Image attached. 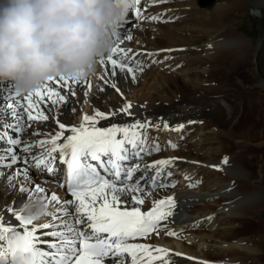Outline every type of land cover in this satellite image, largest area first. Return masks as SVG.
I'll list each match as a JSON object with an SVG mask.
<instances>
[{
    "label": "bare ground",
    "instance_id": "bare-ground-1",
    "mask_svg": "<svg viewBox=\"0 0 264 264\" xmlns=\"http://www.w3.org/2000/svg\"><path fill=\"white\" fill-rule=\"evenodd\" d=\"M222 1L190 0L182 4L199 7L200 13L207 15L213 24L229 11L231 4L223 6ZM149 2L150 0H147V3ZM246 2L252 7V13L255 16H257L256 11L260 10L264 13V0H247ZM209 3L213 4L209 6ZM179 4L180 0H167L166 3L156 5L146 4L142 14L161 15L162 22L141 21L139 27L126 25L122 30L130 32L133 36L131 41L125 40L122 47L131 48L133 52L146 50L150 53H158L152 57L141 55L137 58L145 61V70L137 73L135 82L130 76L127 79L118 78V87L123 95L107 86L104 92H98L97 85L102 84V81L97 79V75L103 74L105 68H110V64L99 65L97 74L90 79L79 82L68 80L67 83L54 79L47 82L49 87L54 88L56 92L68 96V103L58 105L59 112L54 111L48 99V89H42L43 100L35 96L33 99L39 101L40 109L49 116V120L31 123L35 129L54 133L59 131V128L52 119L53 116L65 125L79 126L82 123L83 114L92 115L96 109L107 113L111 110H118L130 102L132 107L129 111L133 115L120 113L109 120L100 121L97 126L108 127L113 123L127 126L137 119L169 124L171 126L169 130H164L162 127L159 130L148 129L149 144L152 143V139L157 140L161 151L145 156L144 161L147 163L180 157L181 159L177 160L174 166L167 167L172 168L173 172L170 177L165 178V182L174 183L179 176L180 181L174 188L156 189L153 196L146 199L141 207L148 210L153 206V199L159 200L166 196H174L176 207L174 214L169 218L168 230L178 235L168 236L161 232L160 235H153L147 240L130 242L151 244L181 253L180 256L171 257L173 264H200V262H206V264H264L263 221L261 218H256L264 206V162L259 166L256 165L260 187L255 189L250 183V177L253 173L251 166L256 162L245 156L246 150L226 151L223 144H228V141L222 139V137H227L229 140L232 139L233 143L237 141L238 132L236 131L245 118L244 104L247 98L252 105H254L253 102L259 105L262 103L264 73L256 70L259 71V67L263 66L261 59H264V52L259 47L250 59L246 58L251 64V73L262 76L261 82L257 81L255 85H252L254 89H251L259 95L256 96L255 93L253 94L254 91L246 89L249 86L239 80V84L243 86L240 93L237 90L225 88L224 93L228 100L224 106L213 92V69L215 67L225 68L230 74L235 73L236 66H244L241 60L236 61L237 58L250 51L252 41L244 35L235 33L233 28L229 27L228 22L223 20L222 28H210L206 34L200 32L196 24L199 12L191 14L180 22L177 18ZM129 18L132 19L131 14ZM224 29H227V33H224ZM182 30L192 32L186 34ZM184 35L186 37H182ZM201 39L204 41L196 45L201 48V51L196 52L194 42ZM259 40L258 38L257 47ZM153 60L156 62L153 63ZM208 64L212 66L209 67ZM167 66H171L169 68L171 71L165 69ZM170 74L172 76L169 78ZM88 82L91 83L92 88L89 95L85 97L84 92L87 90ZM0 84L5 89L9 85V83ZM72 91H75V96L71 95ZM9 94L8 91L0 92V96ZM26 95L23 94L21 97ZM85 100H87L86 103ZM22 102L27 104L26 100ZM2 103L3 101H0V104ZM222 110H224L225 125H214V120ZM259 112H257L255 122L257 124L260 118ZM208 118L212 126L204 124ZM11 120L12 118L5 114V121L11 122ZM260 120L263 121V119ZM181 124L184 125L183 129L173 130ZM32 130L25 131L23 134L25 139L31 135ZM187 131L189 134L185 138ZM9 132L11 133V130ZM68 134L70 133L66 131L65 135ZM240 137H243V133ZM40 138L43 137H32V139ZM175 140H180L177 146L181 145V147L178 149L169 146V141L175 143ZM240 141L242 142V139ZM259 144H261L260 141L255 142L257 147ZM234 145L237 146L238 143ZM4 147L7 145L0 143V150ZM224 157L228 158L227 164L223 163ZM213 166H218V168ZM139 175L140 173H136L135 177ZM31 176L46 186L50 192L57 193L62 200L71 199L63 196L58 189L57 183L52 178L54 175L39 174L33 170ZM190 183H196V186L189 187ZM19 197L18 192L6 188L4 181L0 179V207L12 205L14 200L17 201L16 206L28 203L26 195L23 200ZM40 208L43 210V206ZM7 218L9 217L6 214ZM251 222H254L256 226L247 227ZM185 235L192 236V238L187 239ZM184 255H190L192 259Z\"/></svg>",
    "mask_w": 264,
    "mask_h": 264
},
{
    "label": "snow or ice",
    "instance_id": "snow-or-ice-1",
    "mask_svg": "<svg viewBox=\"0 0 264 264\" xmlns=\"http://www.w3.org/2000/svg\"><path fill=\"white\" fill-rule=\"evenodd\" d=\"M166 2L152 0L153 5ZM120 3L123 16L112 33L113 46L100 59L101 66L110 64V68L97 75L102 81L97 90L104 92L107 86L123 95L118 78L130 76L135 82L137 73L145 70V61L137 58L158 53L133 52L131 48L122 47L125 40L133 39L130 32L122 30L126 25L139 27L141 21L162 22V16L142 14L147 0H120ZM61 81L67 83L68 80ZM91 88L88 82L85 97ZM12 89L11 84L7 89L0 84V92L10 93L0 96L3 101L0 104V143L7 145L0 150V179L6 188L20 194V200L26 195L28 203L16 206L14 200L12 205L0 207V264H173L171 257L181 253L130 242L147 240L161 232L178 235L168 230L169 218L176 207L174 196L153 199V206L148 210L141 207L156 189L175 187L173 182H165V178L171 176L165 169L174 166L180 157L144 161L145 156L161 151L157 140L152 139L149 144L148 129L169 130L171 126L139 119L127 126L116 123L97 126L100 121L120 113L133 115L128 102L107 113L96 109L92 115L83 114L79 126L65 125L53 116L59 131L42 132L33 128L31 122L48 121L49 116L33 96L43 100L42 89H48V99L56 112L60 111L58 105L68 103V96L56 92L48 83L24 97L16 90L13 95ZM71 95L75 96V91ZM23 100L27 101L26 105ZM5 114L12 118L11 122L5 121ZM183 127L181 124L173 130L180 131ZM27 129L33 130L25 139L23 134ZM66 131L70 134L65 135ZM169 146L175 149L177 144L169 141ZM223 163H228L227 157L223 158ZM63 165L67 166V183L60 186L71 197L64 200L31 176L33 170L55 175ZM136 173L140 175L135 177ZM196 183H190L189 187H195Z\"/></svg>",
    "mask_w": 264,
    "mask_h": 264
},
{
    "label": "clouds",
    "instance_id": "clouds-1",
    "mask_svg": "<svg viewBox=\"0 0 264 264\" xmlns=\"http://www.w3.org/2000/svg\"><path fill=\"white\" fill-rule=\"evenodd\" d=\"M122 16L120 0H0V83L23 95L94 77Z\"/></svg>",
    "mask_w": 264,
    "mask_h": 264
},
{
    "label": "rangeland",
    "instance_id": "rangeland-1",
    "mask_svg": "<svg viewBox=\"0 0 264 264\" xmlns=\"http://www.w3.org/2000/svg\"><path fill=\"white\" fill-rule=\"evenodd\" d=\"M187 1H190V0H187ZM187 1L186 0H180L179 10L177 11V18L180 22L184 21V19L187 18L188 16H190L191 14H195V13L199 12L198 20H197L196 24H197V27L199 28L200 32H205V34H206L210 28H213V27L222 28V25H223L222 20H223V21L228 22L229 27H232L233 30L235 31V33H238L240 35H244V36L250 38L252 41L253 45L250 48V51H247L246 54L240 55L241 57L239 56L240 58L239 57L237 58L238 60H236V61L241 60L242 64L244 66H242V65L236 66L234 69L235 73L230 74V72H227L225 70V68L220 69L218 67H215L213 69V72H212L213 92L218 97V100L221 102V104L226 106L228 97L224 93V91H226L225 88H228L231 90H237L240 93L241 92L240 89H242L243 86H241V84H239V80H242L244 85L249 86L246 89L251 91V89H254V87L252 85H255V83L257 81L261 82V80H262L261 75H257V73H254V72L251 73L252 72L251 64H250V61L246 60V58L250 59L252 57V54H254L256 49H258L259 47L264 52V13L259 10V11H256L257 16H255L252 13V11H253V10H251L252 7H250L249 4L246 2L247 0L246 1L245 0H223L222 1L223 6H228L231 4L229 6V11H228L229 14L226 13L225 16H223L220 19L217 17L218 19L216 20V22L212 24V21L208 18L207 15H205L204 13H200L201 9L199 7L197 8L196 6H189L186 4H182V3L187 2ZM225 2H226V4H225ZM246 3H247V6H246ZM147 4H152V0H150V2ZM212 4L209 3V6H211ZM181 8L186 9L187 12L184 9L182 10ZM193 10H195V11L193 12ZM254 10H257V9L254 8ZM187 13H188V15H187ZM178 15L179 16L182 15L183 17L180 16V18H179ZM182 31H183V33H186V34H188V33L190 34L192 32L191 30H182ZM223 31H224V33H227V29H224ZM258 35H261V37L260 36L258 37ZM182 37H186V35H184ZM221 37H222V35H221ZM258 38L260 39L259 40L260 43H258V47H257L256 45H257V39ZM202 41H204V39H201L200 41L194 42L195 43L194 45L195 46L199 45L200 42L202 43ZM260 45H262V46H260ZM195 48L197 50L196 52L201 51L200 47L196 46ZM220 49H223V47H220ZM263 60L264 59L262 58L261 61L263 62V66L262 67L260 66L259 71H258V69L256 70L257 72L264 73V61ZM215 64L220 65L218 63H215ZM208 66L211 67L212 65L208 64ZM169 68H171V66L170 67L167 66V68L165 67V69L171 71ZM171 76H172V74H170L168 77L170 78ZM185 91H187V90H185ZM252 91H254V90H252ZM254 93L256 96L259 95V93H257L256 91H254L253 94ZM263 95H264V91L262 94V98H263L262 103L264 102V96ZM253 103H254L255 107H254V105L251 104V102L248 100V98L245 101V104H244V106H245L244 107L245 118L241 121L242 125H240L238 131H236V132H238L237 133L238 136L236 135L237 141L235 143L236 144L238 143V145L237 146L234 145L235 143H233L232 139L229 140L227 137H222V139L228 141V144H225V145L223 144L226 151H230V152L235 151L236 152V151H239L240 149H242L244 151L246 150L245 156L247 158H251V160L253 162H256L255 164H253L251 166V170L253 173H252V176L250 177V183L252 184V186L255 189H257L260 187V181L258 179V174H257L258 173L257 172L258 166L263 164V162H264V122H263L264 121V108L261 107V106L264 107V103H263V105H262V103H260L261 106L259 105V103L257 104V102H253ZM261 108L263 110H261ZM256 109H258V110H256ZM257 112L260 113V118L258 120V124L255 123L256 119H257ZM260 119H263V121ZM209 120H210V118L205 120L204 124L206 126H212L209 123ZM213 124L217 125V126H224L225 125L224 110H222L221 114L214 120ZM242 133H243V137H240V134H242ZM188 134H189V131L185 132V138L188 136ZM240 139H242V142L241 141L239 142ZM179 141L175 140V143L178 145ZM259 141L261 144H259L257 147L255 145V142H259ZM180 147H181V145L177 146L176 149H178ZM242 156L244 157L243 154H242ZM260 160H261V162H260ZM256 165H258V166L256 167ZM166 171L173 172L172 168H168V169H166ZM179 181H180V176H179V178H177L175 180L174 184L175 185L178 184ZM263 184H264V180H263ZM171 188H174V187H171ZM261 210L263 212L261 211V213H258V216H256V218L262 219V221H263L262 232L264 233V229H263L264 228V206L262 207ZM259 214H260V216H259ZM182 216H185V215L182 214ZM255 226H256V224L254 222H251L247 225V227H249V228H253ZM253 237H255V236L253 235ZM185 238L191 239L192 236L185 235Z\"/></svg>",
    "mask_w": 264,
    "mask_h": 264
}]
</instances>
